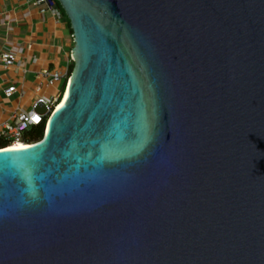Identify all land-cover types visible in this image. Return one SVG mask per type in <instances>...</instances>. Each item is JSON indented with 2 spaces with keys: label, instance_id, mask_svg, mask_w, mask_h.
<instances>
[{
  "label": "water",
  "instance_id": "water-1",
  "mask_svg": "<svg viewBox=\"0 0 264 264\" xmlns=\"http://www.w3.org/2000/svg\"><path fill=\"white\" fill-rule=\"evenodd\" d=\"M58 2L75 66L0 150V264H264V0Z\"/></svg>",
  "mask_w": 264,
  "mask_h": 264
},
{
  "label": "crops",
  "instance_id": "crops-1",
  "mask_svg": "<svg viewBox=\"0 0 264 264\" xmlns=\"http://www.w3.org/2000/svg\"><path fill=\"white\" fill-rule=\"evenodd\" d=\"M60 11L58 18L37 0H0V54L4 50L17 52L12 66L0 64V122L9 120L17 108H28L38 85L49 95L66 91V79L62 92L63 80L48 85L39 76L43 69L65 71L73 63L74 32L65 11L61 7ZM9 86L16 90L9 93Z\"/></svg>",
  "mask_w": 264,
  "mask_h": 264
},
{
  "label": "built area",
  "instance_id": "built-area-1",
  "mask_svg": "<svg viewBox=\"0 0 264 264\" xmlns=\"http://www.w3.org/2000/svg\"><path fill=\"white\" fill-rule=\"evenodd\" d=\"M37 2L46 4L55 16L61 17L57 0H37ZM19 51H22V48ZM16 60L17 52L15 51L4 50L0 54V64L4 68L12 66ZM39 76L45 78L48 85H55L63 79H66L69 83L70 68H66L65 71L43 69L39 72ZM15 90L16 86H9L7 89L9 93ZM35 91L36 93L28 108H17L13 111L9 120L0 122V143L6 146L0 148V150L12 148L17 143L28 147L39 141L31 138L32 132L40 127L45 134L50 118L60 106L66 93L49 95L43 92L40 85L35 88Z\"/></svg>",
  "mask_w": 264,
  "mask_h": 264
},
{
  "label": "trees",
  "instance_id": "trees-1",
  "mask_svg": "<svg viewBox=\"0 0 264 264\" xmlns=\"http://www.w3.org/2000/svg\"><path fill=\"white\" fill-rule=\"evenodd\" d=\"M57 3H58V5H59V7L62 8V6H61L60 3L58 2V0H57ZM62 9H63V8H62ZM74 66H75V63H74V61H73L72 65L70 66V75H71V73H72V71H73V69H74ZM66 89H67V87H66ZM66 89H65V90H66ZM65 92H66V91H65ZM43 137H44V133L42 132V130H41L40 127L36 128V129L34 130V132H32V135H31V138H32L33 140H41V139H43ZM3 147H6L5 144L0 143V148H3Z\"/></svg>",
  "mask_w": 264,
  "mask_h": 264
},
{
  "label": "bare ground",
  "instance_id": "bare-ground-1",
  "mask_svg": "<svg viewBox=\"0 0 264 264\" xmlns=\"http://www.w3.org/2000/svg\"><path fill=\"white\" fill-rule=\"evenodd\" d=\"M66 96H67V92L65 93V95H64V98H63V100L61 101V104H60V106H62V104L64 103V101H65V99H66ZM17 148H27L24 144H15L13 147H12V149H17Z\"/></svg>",
  "mask_w": 264,
  "mask_h": 264
},
{
  "label": "rangeland",
  "instance_id": "rangeland-1",
  "mask_svg": "<svg viewBox=\"0 0 264 264\" xmlns=\"http://www.w3.org/2000/svg\"><path fill=\"white\" fill-rule=\"evenodd\" d=\"M64 87H65V80H63V81L61 82V84H60V91L63 92Z\"/></svg>",
  "mask_w": 264,
  "mask_h": 264
}]
</instances>
